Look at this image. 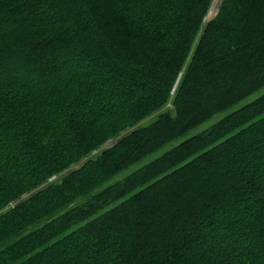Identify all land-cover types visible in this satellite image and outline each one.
<instances>
[{"label":"trees","instance_id":"1","mask_svg":"<svg viewBox=\"0 0 264 264\" xmlns=\"http://www.w3.org/2000/svg\"><path fill=\"white\" fill-rule=\"evenodd\" d=\"M213 1L0 0V264H264V0Z\"/></svg>","mask_w":264,"mask_h":264},{"label":"rangeland","instance_id":"2","mask_svg":"<svg viewBox=\"0 0 264 264\" xmlns=\"http://www.w3.org/2000/svg\"><path fill=\"white\" fill-rule=\"evenodd\" d=\"M264 91V89H261L260 91H257V92H255L253 95H251L248 99H244L243 101H241V102H239L238 104H236L234 107H232L231 109H230V111H232V110H235V109H238L239 107H241L242 105H244L246 102H248L249 100H251V99H253V98H256L258 95H260L262 92ZM216 119L217 118H214V119H212L209 123H206L202 128H206L207 126H209L210 124H212L213 122H215L216 121ZM201 128V129H202ZM191 134H193V132H191L190 133V135ZM184 138H182V139H180L179 141H177V142H174L173 143V145L174 144H176V143H178V142H180L181 140H183ZM110 144H112V142L110 143Z\"/></svg>","mask_w":264,"mask_h":264},{"label":"bare ground","instance_id":"3","mask_svg":"<svg viewBox=\"0 0 264 264\" xmlns=\"http://www.w3.org/2000/svg\"><path fill=\"white\" fill-rule=\"evenodd\" d=\"M218 5H219V0H214L208 13L207 16L205 17V21L211 20L213 17L216 16L218 12Z\"/></svg>","mask_w":264,"mask_h":264}]
</instances>
